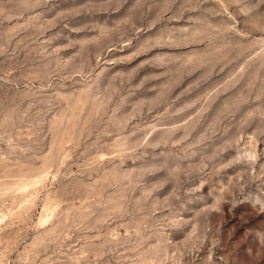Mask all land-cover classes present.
<instances>
[{
  "label": "rangeland",
  "instance_id": "374dc122",
  "mask_svg": "<svg viewBox=\"0 0 264 264\" xmlns=\"http://www.w3.org/2000/svg\"><path fill=\"white\" fill-rule=\"evenodd\" d=\"M0 264H264V0H0Z\"/></svg>",
  "mask_w": 264,
  "mask_h": 264
}]
</instances>
